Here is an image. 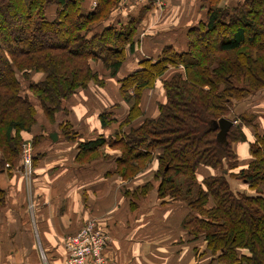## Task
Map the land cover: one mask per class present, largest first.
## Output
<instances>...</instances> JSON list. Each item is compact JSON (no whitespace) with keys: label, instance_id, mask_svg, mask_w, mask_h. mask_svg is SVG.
<instances>
[{"label":"trees","instance_id":"obj_1","mask_svg":"<svg viewBox=\"0 0 264 264\" xmlns=\"http://www.w3.org/2000/svg\"><path fill=\"white\" fill-rule=\"evenodd\" d=\"M119 1L97 0L85 11L84 0H0V168L17 161L23 131L37 121V106L54 121L67 98L97 79L94 63H104L115 76L134 53L139 20L114 22ZM209 1L207 21L189 30L186 50L167 46L157 58L141 59L140 68L120 81L131 103L125 122L131 123L143 114L144 95L167 66L183 65V72L163 79L166 101L158 116H144L113 139L88 141L80 150L115 144L122 152L117 169L125 178L157 157L159 197L186 202L190 212L183 228L205 237L216 263L264 264V137L255 133L254 159L238 172L233 150V143L247 140L243 127L256 126L253 116L234 111L236 103L264 89V0H245L230 9L217 7L220 0ZM52 4L53 17L47 13ZM35 71L44 79L36 80ZM102 117L104 123L106 114ZM222 117L236 122L227 145L217 141L218 130L210 125ZM200 165L220 172L200 181ZM233 181L248 190H235Z\"/></svg>","mask_w":264,"mask_h":264},{"label":"crops","instance_id":"obj_2","mask_svg":"<svg viewBox=\"0 0 264 264\" xmlns=\"http://www.w3.org/2000/svg\"><path fill=\"white\" fill-rule=\"evenodd\" d=\"M94 1L97 3L84 0L83 9L92 10ZM244 1L220 0L217 7L230 9ZM209 7V0H164L162 9L129 2L122 3L112 15L114 22L126 23L130 17L139 20L134 53L115 76L102 62L94 63L98 80L67 98L54 121L41 110L30 131H23L24 144L33 151L32 172L21 154L13 165L0 168V264H41L38 241L49 261L61 264L67 256L65 239L90 219L110 233L108 254L117 264H206L205 244L182 225L190 212L186 202L158 195L157 157L133 177L125 178L117 169L122 155L118 146L107 141L96 150L81 152L80 145L111 140L122 130L137 126L144 116H158L159 104L166 98L157 82L143 98V114L126 123L130 105L123 97L120 81L140 68L141 59H155L167 46L186 50L189 30L207 21ZM47 13L53 17L56 6L50 5ZM168 73L162 79H169L172 73ZM234 111L253 116L256 125L244 126L247 140L233 143L238 157L234 171L238 172L254 159L250 144L256 140L255 133L264 137V89L236 103ZM53 133L58 135L56 140L51 138ZM219 172L200 165L196 175L201 181ZM232 187L248 190L239 181H233Z\"/></svg>","mask_w":264,"mask_h":264},{"label":"built area","instance_id":"obj_3","mask_svg":"<svg viewBox=\"0 0 264 264\" xmlns=\"http://www.w3.org/2000/svg\"><path fill=\"white\" fill-rule=\"evenodd\" d=\"M151 4L157 9L164 7V0H124V3ZM97 6L96 1L93 2L94 9ZM236 123V122H235ZM23 162L29 169L33 170V151L29 146H25L23 150ZM32 204L30 207H33ZM111 244V235L103 227L93 220H87L81 229L68 236L64 241L67 256L61 264H117L116 261L108 254ZM40 248L41 264H52L48 257L41 249L40 242L37 243Z\"/></svg>","mask_w":264,"mask_h":264},{"label":"rangeland","instance_id":"obj_4","mask_svg":"<svg viewBox=\"0 0 264 264\" xmlns=\"http://www.w3.org/2000/svg\"><path fill=\"white\" fill-rule=\"evenodd\" d=\"M123 1L124 0H120L119 1V3H118V5H117V7L118 6H120V5H122V3H123ZM257 27H259V26H257ZM103 66H104V63L102 64ZM94 66V65H93ZM105 67V66H104ZM100 68V67H99ZM101 69V68H100ZM183 72L184 71V69H183V65H177V66H173V65H168L167 66V70L165 71V74L166 73H168V74H171V73H173V72ZM33 74L37 77V78H39V79H44V77H45V74L43 73V72H37V71H35V72H33ZM99 76H98V74H97V78H98ZM95 80V79H94ZM96 80H98V79H96ZM105 81V80H104ZM103 80H101V82L103 83L104 82ZM107 82V81H106ZM157 82L158 83H160L161 84V86H163V79L162 78H159L158 80H157ZM156 82V83H157ZM153 88H155V87H153ZM152 88V89H153ZM150 91V90H149ZM147 93V92H146ZM145 93V94H146ZM123 94V93H122ZM145 96V95H144ZM123 97H124V99L125 100H127V102H128V104L130 103V101H129V96H127V95H124L123 94ZM142 103H143V101H142ZM131 104V103H130ZM37 108V112H36V116H37V119H39V116L41 115V109H40V107H36ZM50 120V119H49ZM25 146H27L26 144H24V142H23V144H22V151H21V156H22V153H23V150H24V148H25ZM1 153V152H0ZM200 238H201V242H203L204 244H205V248L207 249V241H206V239H205V237L203 236V235H201L200 236ZM206 255H205V259H206V264H217L216 263V259H214V255L212 254V252H210V251H208V252H206L205 253Z\"/></svg>","mask_w":264,"mask_h":264},{"label":"water","instance_id":"obj_5","mask_svg":"<svg viewBox=\"0 0 264 264\" xmlns=\"http://www.w3.org/2000/svg\"><path fill=\"white\" fill-rule=\"evenodd\" d=\"M235 121L229 117H222L218 121L214 120L210 122L211 128L218 130L217 141L221 144H228V134L230 129L234 126ZM51 138L56 140L58 138L57 133H53ZM227 173V171H225Z\"/></svg>","mask_w":264,"mask_h":264}]
</instances>
